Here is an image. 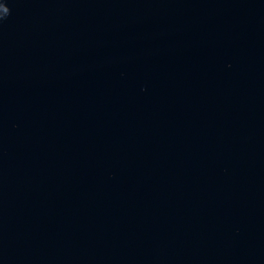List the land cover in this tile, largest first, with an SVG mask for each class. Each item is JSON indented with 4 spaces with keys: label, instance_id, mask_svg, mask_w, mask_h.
I'll use <instances>...</instances> for the list:
<instances>
[{
    "label": "water",
    "instance_id": "obj_1",
    "mask_svg": "<svg viewBox=\"0 0 264 264\" xmlns=\"http://www.w3.org/2000/svg\"><path fill=\"white\" fill-rule=\"evenodd\" d=\"M0 264H264V0H7Z\"/></svg>",
    "mask_w": 264,
    "mask_h": 264
},
{
    "label": "clouds",
    "instance_id": "obj_2",
    "mask_svg": "<svg viewBox=\"0 0 264 264\" xmlns=\"http://www.w3.org/2000/svg\"><path fill=\"white\" fill-rule=\"evenodd\" d=\"M11 15L7 0H0V22H3Z\"/></svg>",
    "mask_w": 264,
    "mask_h": 264
}]
</instances>
